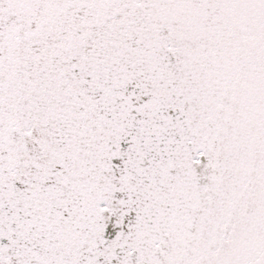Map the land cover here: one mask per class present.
Segmentation results:
<instances>
[{
  "label": "snow or ice",
  "instance_id": "1",
  "mask_svg": "<svg viewBox=\"0 0 264 264\" xmlns=\"http://www.w3.org/2000/svg\"><path fill=\"white\" fill-rule=\"evenodd\" d=\"M0 264H264V0H0Z\"/></svg>",
  "mask_w": 264,
  "mask_h": 264
}]
</instances>
